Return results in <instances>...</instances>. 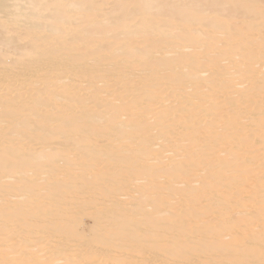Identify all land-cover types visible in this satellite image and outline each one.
<instances>
[{"label":"bare ground","instance_id":"1","mask_svg":"<svg viewBox=\"0 0 264 264\" xmlns=\"http://www.w3.org/2000/svg\"><path fill=\"white\" fill-rule=\"evenodd\" d=\"M0 264H264V0H0Z\"/></svg>","mask_w":264,"mask_h":264}]
</instances>
